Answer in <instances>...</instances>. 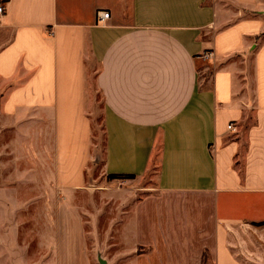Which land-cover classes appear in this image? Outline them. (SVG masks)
<instances>
[{"label":"crops","instance_id":"0c3cea01","mask_svg":"<svg viewBox=\"0 0 264 264\" xmlns=\"http://www.w3.org/2000/svg\"><path fill=\"white\" fill-rule=\"evenodd\" d=\"M0 1V114L51 192L83 186L92 69L102 173L151 175L213 264H264V0Z\"/></svg>","mask_w":264,"mask_h":264},{"label":"rangeland","instance_id":"374dc122","mask_svg":"<svg viewBox=\"0 0 264 264\" xmlns=\"http://www.w3.org/2000/svg\"><path fill=\"white\" fill-rule=\"evenodd\" d=\"M87 77L91 160L83 186L68 195L51 192L33 161L16 157L0 114V264H213L208 248L178 239L190 237L184 211L151 175L102 173L106 111L92 69Z\"/></svg>","mask_w":264,"mask_h":264},{"label":"built area","instance_id":"2783aa9c","mask_svg":"<svg viewBox=\"0 0 264 264\" xmlns=\"http://www.w3.org/2000/svg\"><path fill=\"white\" fill-rule=\"evenodd\" d=\"M5 12V8H4V3L2 1H0V16H2ZM109 17V13L101 11L97 13V18L99 19V21L104 22L105 20H107ZM202 58L204 60H210L212 58V53H204L202 55ZM228 130H234V128L232 127V125H228L227 126Z\"/></svg>","mask_w":264,"mask_h":264},{"label":"trees","instance_id":"16d2710c","mask_svg":"<svg viewBox=\"0 0 264 264\" xmlns=\"http://www.w3.org/2000/svg\"><path fill=\"white\" fill-rule=\"evenodd\" d=\"M108 179H133V176H123V175H108Z\"/></svg>","mask_w":264,"mask_h":264}]
</instances>
